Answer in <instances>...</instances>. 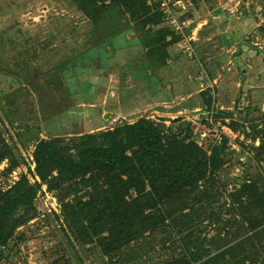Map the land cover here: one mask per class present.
<instances>
[{"label": "rangeland", "instance_id": "374dc122", "mask_svg": "<svg viewBox=\"0 0 264 264\" xmlns=\"http://www.w3.org/2000/svg\"><path fill=\"white\" fill-rule=\"evenodd\" d=\"M157 1L164 23L182 37L170 46L167 65L152 71L145 70L146 57L138 58L142 48L125 46L124 38H138L134 29L99 32L71 0H0V50L7 53V63L19 60L13 70L0 69V127L9 128L7 136L33 170V145L22 146L7 110L29 116L42 137L92 133L143 117L166 119L169 125L182 117L209 154L226 141L221 181L227 185L222 198L228 207L240 180L264 176V137L256 134L264 127V0ZM81 45L86 48L80 50ZM104 69L114 72L111 86L103 83ZM204 93L210 101L203 102ZM12 99L16 107L6 105ZM202 129L210 131L201 140ZM7 165L4 161L0 171ZM22 170L26 164L12 173V180ZM46 197L42 188L37 207ZM46 212L19 228L29 239L3 264H111L94 245L83 248L70 242L57 222L46 223ZM207 226L205 221L201 227ZM143 241L133 248H141ZM133 248L124 250L127 257L136 252ZM148 256L129 264H159Z\"/></svg>", "mask_w": 264, "mask_h": 264}, {"label": "trees", "instance_id": "16d2710c", "mask_svg": "<svg viewBox=\"0 0 264 264\" xmlns=\"http://www.w3.org/2000/svg\"><path fill=\"white\" fill-rule=\"evenodd\" d=\"M71 1L99 32L134 29L145 70L164 68L170 46L182 37L164 23L157 0ZM260 33L264 39V26ZM6 55L0 50V69L13 70L19 60L7 63ZM201 97L210 101L206 93ZM6 112L22 146L33 145L35 167L7 136L9 128L0 127V165L8 161L0 171V264L29 239L19 228L41 216L36 202L43 185L59 205L43 220L57 222L70 242L94 245L111 264H129L144 253L159 264H264V176L240 180L227 207L221 181L226 141L209 154L182 117L169 125L143 117L92 133L42 137L29 116ZM256 134L264 137V127ZM24 163L27 170L12 180ZM142 239V247L133 248ZM130 247L136 252L127 257Z\"/></svg>", "mask_w": 264, "mask_h": 264}, {"label": "crops", "instance_id": "0c3cea01", "mask_svg": "<svg viewBox=\"0 0 264 264\" xmlns=\"http://www.w3.org/2000/svg\"><path fill=\"white\" fill-rule=\"evenodd\" d=\"M52 3V2H51ZM114 39V38H113ZM83 41H84V38H83ZM110 41H111V39H107V45H106V49L107 50H109V49H111L112 48V43H110ZM120 41V40H119ZM81 43H83L82 41H81ZM119 42H117V44H118ZM124 43H125V46H132V45H137L138 47H140V48H142L141 49V51H140V54L138 55L139 57L138 58H143L144 57V55H145V53H144V51H145V49H144V47H143V45H142V43H141V40H140V38H124ZM175 46V45H174ZM86 48V45H81V49L80 50H82V49H85ZM172 57V56H171ZM171 59V58H170ZM137 60V59H136ZM170 61V60H169ZM168 61V62H169ZM116 65L113 63V64H111V65H109V69L110 68H113V67H115ZM105 69L106 70H108V67H105ZM103 70V72H102V75L104 76V80H103V83L105 84V85H109V86H111V85H113L112 84V82H113V80H112V77L114 78V72L112 71V69H111V72H107L106 70ZM130 78H131V75H128ZM132 76H133V74H132ZM130 80V79H129ZM114 83V82H113ZM117 83H115V85H116ZM95 86V85H94ZM109 88V87H108ZM94 125L95 126H97V127H101V126H103V125H101V124H95V122H94Z\"/></svg>", "mask_w": 264, "mask_h": 264}, {"label": "built area", "instance_id": "2783aa9c", "mask_svg": "<svg viewBox=\"0 0 264 264\" xmlns=\"http://www.w3.org/2000/svg\"><path fill=\"white\" fill-rule=\"evenodd\" d=\"M164 8H166V7H164ZM172 22L174 23V25H176L178 28H181V26H179V25H177V23H176V21H174V20H172ZM197 111H199V110H197ZM207 119H212V117L210 116V118L209 117H207ZM209 131H210V129H202L201 130V136H200V139L202 140L203 138H207L208 136H209ZM202 144V143H201ZM200 144V145H201ZM34 166H35V164H34ZM34 166H33V169H34ZM34 180L36 179V180H40L39 179V177L36 175L34 178H33ZM45 186V187H44ZM42 188H43V190L46 192V199H44V200H40L39 199V204H41V205H39L38 204V211L40 212V214L42 215L43 213H45L46 211H52V210H54V211H58V207H59V205H58V202H57V200H56V198L55 197H53L52 195H50V193L47 191V189H46V185H43L42 186ZM42 206H45V208H43ZM48 212H46V213H48Z\"/></svg>", "mask_w": 264, "mask_h": 264}]
</instances>
